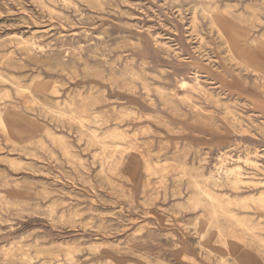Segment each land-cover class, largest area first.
Segmentation results:
<instances>
[{"label":"rangeland","instance_id":"rangeland-1","mask_svg":"<svg viewBox=\"0 0 264 264\" xmlns=\"http://www.w3.org/2000/svg\"><path fill=\"white\" fill-rule=\"evenodd\" d=\"M0 118V264H264V0H0Z\"/></svg>","mask_w":264,"mask_h":264},{"label":"bare ground","instance_id":"bare-ground-1","mask_svg":"<svg viewBox=\"0 0 264 264\" xmlns=\"http://www.w3.org/2000/svg\"><path fill=\"white\" fill-rule=\"evenodd\" d=\"M17 42H18V41H17ZM19 44H21V43H19ZM25 52H26V51H25ZM184 83H185V84H188V82L185 81V80H184L183 84H184ZM195 83H197V82H195ZM198 83H199V82H198ZM43 96H44V95H43ZM39 103H40V101H39ZM166 104H167V103H166ZM167 105H168V104H167ZM72 112H73V111H72ZM178 112H179V111H178ZM54 113H55V112H54ZM0 125H1L3 128H5V124H4V121H3L2 118H0ZM33 141H34V140H33ZM36 142H37V141H36ZM69 144H70V143H69ZM109 148H110V147H109ZM237 170H238V169H237ZM236 178H237V177H236ZM237 179H238V178H237ZM233 183H234V182H233ZM202 191H203V190H202ZM200 192H201V190H200ZM202 195H204V194H202ZM262 195H264V194H262ZM261 197H262L261 199H262L263 202H264V196H261ZM258 199L260 200V198H258ZM258 199H257V200H258ZM262 200H261V202H262ZM254 201H255V200H254ZM263 202H262V203H263ZM263 205H264V204H263ZM261 206H262V205H261ZM234 216H235V215H234ZM236 216H237V215H236ZM236 216H235V217H236ZM232 218H233V217H232ZM241 220H242V219H240V221H241ZM228 222H230V221L228 220ZM230 223H231V222H230ZM235 223H236V222H235ZM237 223H238V222H237ZM242 223H243V221H242ZM236 225H237V224H236ZM230 226H231V224H230Z\"/></svg>","mask_w":264,"mask_h":264}]
</instances>
